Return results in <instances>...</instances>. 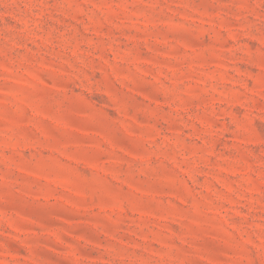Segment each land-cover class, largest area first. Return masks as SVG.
Returning a JSON list of instances; mask_svg holds the SVG:
<instances>
[{"label":"rangeland","instance_id":"rangeland-1","mask_svg":"<svg viewBox=\"0 0 264 264\" xmlns=\"http://www.w3.org/2000/svg\"><path fill=\"white\" fill-rule=\"evenodd\" d=\"M0 264H264V0H0Z\"/></svg>","mask_w":264,"mask_h":264}]
</instances>
